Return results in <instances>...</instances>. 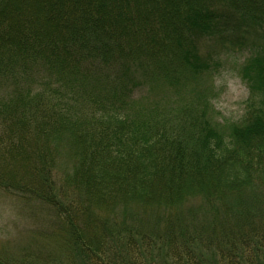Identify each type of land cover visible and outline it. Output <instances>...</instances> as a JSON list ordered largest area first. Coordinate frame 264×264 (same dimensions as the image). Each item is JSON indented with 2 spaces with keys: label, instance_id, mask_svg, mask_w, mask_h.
Masks as SVG:
<instances>
[{
  "label": "trees",
  "instance_id": "1",
  "mask_svg": "<svg viewBox=\"0 0 264 264\" xmlns=\"http://www.w3.org/2000/svg\"><path fill=\"white\" fill-rule=\"evenodd\" d=\"M0 190L38 218L0 264H264V0H0Z\"/></svg>",
  "mask_w": 264,
  "mask_h": 264
},
{
  "label": "rangeland",
  "instance_id": "2",
  "mask_svg": "<svg viewBox=\"0 0 264 264\" xmlns=\"http://www.w3.org/2000/svg\"><path fill=\"white\" fill-rule=\"evenodd\" d=\"M218 41L203 40L200 42L202 51L205 49L220 50ZM254 50L253 46L221 50L220 65L214 73V85L217 97L214 101L219 116L226 120H235L243 112L244 102L248 95L246 84L238 74L240 64ZM37 217L32 216L24 208L19 199L0 190V244L7 246L9 251L18 252L24 247L28 235L37 225Z\"/></svg>",
  "mask_w": 264,
  "mask_h": 264
}]
</instances>
